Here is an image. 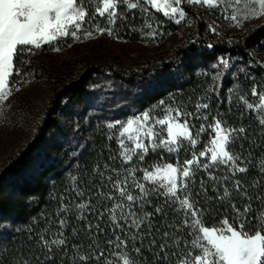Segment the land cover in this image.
<instances>
[{"label": "trees", "instance_id": "1", "mask_svg": "<svg viewBox=\"0 0 264 264\" xmlns=\"http://www.w3.org/2000/svg\"><path fill=\"white\" fill-rule=\"evenodd\" d=\"M184 10L191 26L168 46L164 56L128 68H116L101 61L61 81L53 89L30 142L0 173V264H97L93 257L101 249L104 250L101 260L108 264H123L125 258L134 260L135 264H181L190 258L185 253L196 254L192 241L197 233L185 226V219L191 217H186L180 203L186 193L180 191L173 198L144 183L142 167L166 162L181 165L193 157L192 152L198 155L205 148L210 141V130L196 135L202 125L196 106L202 104H208V108H202L203 114H210L209 118L236 130L232 134V151L240 157L236 165L247 171L233 175L231 162L212 164L199 157L200 167L192 165L194 176L185 180L190 199L197 202L205 226L221 227L225 219L233 222L236 213L232 205L243 211L251 198L253 212L245 226L256 223L252 217L261 210V201L256 197H264V124L255 119L243 99L235 96L237 92L245 96L254 83L241 81L240 74L232 76L218 62L221 57L234 59L264 82V68L260 64H264V21L245 28L231 39L212 40L204 23L205 11L189 6ZM157 17L169 23L160 14ZM24 51L14 61L17 67H21ZM38 67L34 65L36 70ZM105 71L114 82L119 81L121 95L114 97L120 91L115 84L101 95H97V88L89 87L93 75L100 76ZM230 88H233L232 94L228 92ZM169 97L181 105L191 134L199 142L195 147L183 143L185 148L176 153L148 152L143 161L125 162L112 131L104 122L116 120L120 114H130L133 109L141 111ZM91 98L98 101L94 110L101 116L90 124L89 136L79 146L68 139L73 134L60 125L58 116L60 112L70 114L72 105L86 104ZM241 128L245 130L243 133L238 131ZM205 163L212 166L205 170L202 167ZM210 176L217 179L211 180ZM237 180L243 185L239 193L234 188ZM201 181H204L203 189ZM116 183L136 197L141 196L138 184L149 191L150 195L142 201L143 210L138 206L133 210L138 215L153 214L149 217L153 222L151 236L146 225H141V229L130 226L121 218L119 210L113 220L112 210L116 205L124 204L127 211L130 203L120 196L114 187ZM225 188L231 196L217 198L223 196ZM157 207H163L167 216L156 214ZM61 221L65 222L63 226ZM163 223L173 227L161 228L157 233L155 228ZM165 230L169 232L165 249L169 255L164 258L161 253L157 259L155 254L159 252V244L165 242L162 239ZM117 237L125 243L121 245ZM61 239L65 244L53 243ZM152 239L157 244L150 250ZM136 248H140L139 253ZM80 257L90 258L81 260Z\"/></svg>", "mask_w": 264, "mask_h": 264}, {"label": "rangeland", "instance_id": "2", "mask_svg": "<svg viewBox=\"0 0 264 264\" xmlns=\"http://www.w3.org/2000/svg\"><path fill=\"white\" fill-rule=\"evenodd\" d=\"M129 2L135 3L137 0H129ZM249 2L250 0H242L241 4L237 5L234 3V0H223V3L218 4L214 8H209L203 4H188L185 0L181 7H197L205 11L203 16L204 23L206 24L208 32H210V37L212 40L224 41V39H231L237 33L243 32L245 28L254 27L264 21V16L245 18L246 13L243 9L245 4ZM87 3L91 15L95 18L89 19V22L83 24L81 31L77 32L79 39L71 35L62 36L51 43H42L40 48H35L30 45L25 47L24 55L20 60L21 67L18 66L19 74H14L10 77L11 94L7 99L0 100V173L11 163L13 157L30 142V139L35 133L34 129L43 116L51 92L61 84V81H67L77 76L87 67H90V65L100 63L101 61L116 65L115 67L117 68L131 66L132 64H142L145 60L162 57L168 46L178 41L183 34L182 32L191 26L190 17L187 14L184 20L176 23L175 21L179 19L178 14L175 17L164 16L163 12H158L147 4H142V7L136 9H129L123 3L118 4V7L115 9L117 12L115 23L110 24L107 13L104 16H99L94 12V8L96 7L95 0H87ZM142 8L147 9V11H143ZM158 14L166 18L171 25L165 20L158 18ZM233 14L237 15V20L230 18ZM148 25H151V27ZM98 28L104 29L105 31H98ZM108 29H111V35L108 34ZM86 31L92 33L88 38H85ZM28 48H31V51H28ZM55 49H59V51ZM227 60L228 67L222 65L228 72H231L232 76L236 77L237 74H240L241 81L248 80L247 82L251 81L254 83L253 86L251 85L250 90L246 91V87L244 88L246 97L237 91H235L237 92L235 96L240 100L243 99L246 105L249 103L254 105L252 109L247 108L252 111L255 119H258L260 122L264 119V109H257L255 107V105L259 104V100L257 96L252 95V89L255 87L258 93L264 94V82H260L257 79L258 75H253L251 71H247L246 67L238 64L239 62H235L234 59ZM218 63H220V60ZM33 64H37L39 69L36 70ZM260 64L264 68V64ZM112 84L116 85L114 86L116 89H120L118 91L119 93L114 96L117 97L122 92L121 90H123L119 88L121 84L119 81L114 82L106 71L100 76L93 75L92 83L89 87L92 89L97 88V95H101ZM228 92L232 94L234 92L233 88H230ZM89 102L90 106H88ZM97 102L94 98H91L86 101V104L82 102L80 105H72L71 109L69 108L71 113L68 115L66 113H59L58 119L60 125L70 130L71 135L73 134L71 136L72 138L68 137V139H72L74 144L76 143L82 146L83 141L89 136L90 124L95 120H99L101 115L98 116L100 113L94 110L95 105L98 104ZM118 106L116 105L115 108H118ZM180 106L173 97H169L164 101L149 105L148 108L141 111L133 109L130 114H120L116 120L106 121L103 125L112 131L113 138L119 146L120 156L125 162H132L135 159L143 161L144 159L140 160L139 156L143 154L145 158L147 154L142 153L139 149L135 150V154L131 160H127L125 155H123L125 148L121 147L119 141L123 140L127 148H134V141H129L127 134L121 135L123 126L126 125L128 119H135L137 116L142 117L143 113L148 112L151 118L147 124L141 127V142L149 145V153L157 151L176 153L177 150L183 147L185 148L183 143L189 144V140L187 138H181L182 143L179 146L170 145V147L177 150L169 152L166 147L160 145L161 140L166 141L168 139L167 126L160 125L157 121L159 119L176 116L177 112H179L180 115L173 122L183 124L186 120V114L181 110ZM202 112V107L196 110V113H201L197 118L202 121L204 128L209 129L211 132L210 141L202 150L207 152V149L212 147L211 140L216 135L214 131L216 120L209 118L210 114L206 116L207 114L205 115ZM104 117L107 116L105 115ZM117 121L120 123H117ZM109 125H112V127H109ZM138 126L134 125V127ZM221 128L231 129L224 124H221ZM148 129H151L156 135L152 138L143 135ZM206 132H201L199 135ZM132 135H136V133H132ZM192 138L196 139L197 143L199 142L197 136H192ZM153 142L156 145H160L155 150L151 147ZM192 154L191 156H193ZM195 156L198 160L201 157L199 154ZM202 158L211 162V153L207 152V155ZM167 164L172 163H154L145 166V168L142 167L144 173L143 182L152 184L166 192V188L160 187L159 185L163 182L161 181V176L163 175V168ZM172 165L177 168L186 166L184 162L181 165ZM189 167L191 168L192 165ZM158 168L161 169V173L155 181L146 177V172H151L155 175ZM196 251L194 249V252Z\"/></svg>", "mask_w": 264, "mask_h": 264}, {"label": "snow or ice", "instance_id": "3", "mask_svg": "<svg viewBox=\"0 0 264 264\" xmlns=\"http://www.w3.org/2000/svg\"><path fill=\"white\" fill-rule=\"evenodd\" d=\"M185 0H137L132 3L129 0H95L96 7L94 12L99 16H104L107 13L109 23H115L117 12L115 9L118 4H126L129 9H136L142 7V4H147L158 12H163L164 16L175 17L179 15V19L175 22L180 23L186 17V12L182 3ZM188 4H203L209 8H214L218 4L223 3V0H186ZM242 0H234V3L239 5ZM143 11L147 9L142 8ZM243 11H245V18L264 16V0H250L245 4ZM88 9L87 0H0V100L7 99L11 94L10 77L14 74H19V68L16 66V61L19 55L25 50L26 46H34L40 48L42 43H51L57 40L58 37L71 35L74 38L79 39L77 32L81 31L84 23L89 22V19H94ZM228 18V17H225ZM232 20H237V15L233 14L230 17ZM151 27V25H148ZM70 29H72L70 31ZM98 31H105L104 29H97ZM214 30V29H213ZM108 34H112L111 29H108ZM91 32L85 34V38L91 36ZM31 51V48L27 49ZM59 51V49H55ZM220 63L225 67H228V60L225 58L220 59ZM216 67V65H214ZM231 91V90H230ZM252 95L257 96L259 104L255 105L257 109H264V94L258 93L256 88L252 89ZM163 103V102H162ZM197 110L202 108H208V104L197 105ZM249 109L254 107L253 104H247ZM180 115L177 112L176 116H171L166 119H159L157 121L160 125L167 126L168 139L161 140L160 145H163L169 152L176 151L177 149L170 147V145L179 146L182 143L181 138H187L192 147H195L197 140L192 138V134L189 130L188 121L185 120L183 124L174 123L177 117ZM191 115V114H187ZM150 114L145 112L141 116H137L135 119H128L125 126H123L121 135L127 134L129 141H134V148H127L123 140H120L121 147L125 148V158L131 160L135 154V150L139 149L142 153L149 151V145L141 142V127L150 119ZM206 119V117H205ZM261 124H264L262 119ZM117 123H120L117 121ZM134 125H139L134 127ZM112 127V125H109ZM205 128L201 125L199 131L196 133L204 132ZM215 137L211 140L212 147L207 149V152L211 153L212 164H229L231 162L233 166V175L236 172L244 173L247 171L244 167H238L236 161L240 159L239 155L232 151L234 144L232 143V133L236 130L222 129L221 121L216 120L214 125ZM243 133V128L238 130ZM136 133V135H132ZM143 135L152 138L154 135L151 129L144 132ZM156 145L154 142L151 147L155 150ZM207 152L202 151L199 156L203 157L207 155ZM140 160L144 159V155L139 156ZM196 164L200 167L199 160L195 154L193 159H187L184 161L185 167L177 168L172 164H167L163 168V175L161 176L160 187L166 188V195L170 197H177L180 191L186 193L184 199L180 201L181 207L185 210L186 217L191 219H185L184 223L186 227L193 229L197 233L196 238L192 241L193 249L197 250L196 254L185 253L190 257L188 260H184L181 264H264V197H256L261 201V210L259 215L252 217L256 221L254 225H250L248 228L245 226V221L249 218V214L253 212L251 198L249 203L246 204L241 211L235 205H232L236 215L233 218V222H229L228 219L222 221V226L209 227L205 226L202 218L201 211L196 207V201L190 199L191 193L188 192L187 184L185 180H190L194 176V172L189 166ZM211 164L205 163L202 165L203 169L207 170L211 167ZM161 169H157V173L154 175L151 172H146V177L150 180H156L160 175ZM181 177L183 179H181ZM211 180H216L217 177L210 176ZM111 179V178H109ZM227 179V178H226ZM114 187L119 191L121 197L126 198L128 202L127 211H125L124 204L116 205L113 211V220H115V213L120 211L121 218L124 219L130 226L141 229V225H146L149 228L148 235H152L153 222L149 219L152 213H143L138 215L134 207L138 206L140 210H143V203L150 195L149 191L144 188L142 184H138L137 187L141 190V196L136 197L128 193L126 188L120 187L119 183H116ZM201 187L204 188V181H201ZM243 185L239 180L235 181V191L240 192ZM206 191V189H205ZM247 196V193H244ZM231 196L228 188L224 189L223 196L219 195L217 198L226 199ZM111 199V197H108ZM210 199V197H206ZM80 208H84V205H80ZM156 214H163L167 216V212L163 207H157L155 209ZM238 221V223H236ZM61 225L65 223L60 222ZM91 227V225H89ZM173 225L163 223L159 227L155 228V231L159 233L161 228L169 229ZM99 229V225H97ZM169 232L163 231L162 239H165L164 243L159 244V252L156 253V258L160 259V254H164V258L168 257V253L165 251L167 245V239ZM136 239V237H133ZM142 239V238H141ZM117 240L122 245L125 241ZM53 243L63 245L65 241L63 239L59 241H53ZM109 243H114L109 241ZM156 239H152L149 245V249L156 246ZM51 250V249H50ZM137 253L140 252V248H136ZM176 255V253H172ZM104 256V250L101 249L99 255L94 256L97 264H108V261L101 260ZM50 258V257H49ZM90 257H80L81 260H87ZM123 264H135L134 260L124 259Z\"/></svg>", "mask_w": 264, "mask_h": 264}]
</instances>
